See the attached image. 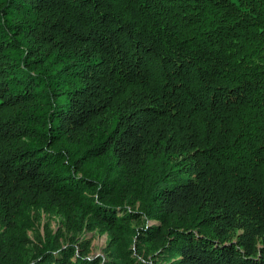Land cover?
Returning <instances> with one entry per match:
<instances>
[{
    "label": "trees",
    "instance_id": "16d2710c",
    "mask_svg": "<svg viewBox=\"0 0 264 264\" xmlns=\"http://www.w3.org/2000/svg\"><path fill=\"white\" fill-rule=\"evenodd\" d=\"M0 264H264V0H0Z\"/></svg>",
    "mask_w": 264,
    "mask_h": 264
},
{
    "label": "rangeland",
    "instance_id": "374dc122",
    "mask_svg": "<svg viewBox=\"0 0 264 264\" xmlns=\"http://www.w3.org/2000/svg\"><path fill=\"white\" fill-rule=\"evenodd\" d=\"M47 219L51 220L52 226H55V224H57L56 223L57 218L50 219L48 217L44 219L43 223H45ZM89 237H91V235ZM106 240H107L106 234L96 233L91 243L92 253L96 255L102 254L104 247L106 245Z\"/></svg>",
    "mask_w": 264,
    "mask_h": 264
}]
</instances>
